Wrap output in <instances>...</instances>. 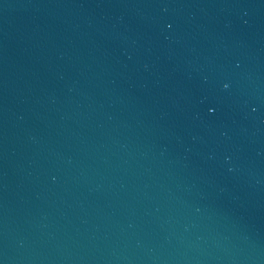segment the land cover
I'll list each match as a JSON object with an SVG mask.
<instances>
[{
	"label": "water",
	"instance_id": "water-1",
	"mask_svg": "<svg viewBox=\"0 0 264 264\" xmlns=\"http://www.w3.org/2000/svg\"><path fill=\"white\" fill-rule=\"evenodd\" d=\"M0 264H264V0H0Z\"/></svg>",
	"mask_w": 264,
	"mask_h": 264
}]
</instances>
